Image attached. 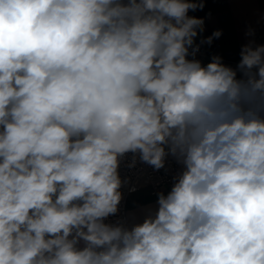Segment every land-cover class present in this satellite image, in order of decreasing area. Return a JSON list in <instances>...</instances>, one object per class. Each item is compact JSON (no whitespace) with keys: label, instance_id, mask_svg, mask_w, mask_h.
I'll use <instances>...</instances> for the list:
<instances>
[{"label":"clouds","instance_id":"obj_1","mask_svg":"<svg viewBox=\"0 0 264 264\" xmlns=\"http://www.w3.org/2000/svg\"><path fill=\"white\" fill-rule=\"evenodd\" d=\"M205 6L0 0V264H264V45L188 59ZM128 153L184 166L130 229Z\"/></svg>","mask_w":264,"mask_h":264},{"label":"crops","instance_id":"obj_2","mask_svg":"<svg viewBox=\"0 0 264 264\" xmlns=\"http://www.w3.org/2000/svg\"><path fill=\"white\" fill-rule=\"evenodd\" d=\"M196 12V17L205 20V30L196 37V44H201V40L215 30H221V37L214 39L210 46L212 56H221L226 65L236 67L241 59V48L249 41L254 40L257 45H264V0H206L205 8ZM249 31H253L254 35H248ZM210 61L211 59L207 63ZM237 78H241L239 72ZM260 115L264 117V110ZM172 186H162L156 194H152L149 186L131 193L127 203L130 228L142 223L147 216L154 215L158 209V194L162 192L167 195ZM146 188L149 194L142 193Z\"/></svg>","mask_w":264,"mask_h":264},{"label":"built area","instance_id":"obj_3","mask_svg":"<svg viewBox=\"0 0 264 264\" xmlns=\"http://www.w3.org/2000/svg\"><path fill=\"white\" fill-rule=\"evenodd\" d=\"M189 15L194 16L193 12ZM191 52V49H190ZM212 57L211 46L208 44H200L199 51L195 54V57L189 55L188 59H197L201 61L202 65L206 64ZM133 162V154H126L120 161L119 174L121 180L124 181L120 191L123 194V199L119 205V211L116 215L109 216L105 223L109 224H122L130 229L129 219L127 215V203L131 193L138 191L144 186L151 188L152 194H156L162 186L173 185L175 178L183 171V165L178 163L177 160L169 155L166 158L165 168L159 171L154 170L151 166L142 163L139 156H136L135 166L130 167ZM135 188V191L130 189ZM83 241L78 247H83Z\"/></svg>","mask_w":264,"mask_h":264},{"label":"rangeland","instance_id":"obj_4","mask_svg":"<svg viewBox=\"0 0 264 264\" xmlns=\"http://www.w3.org/2000/svg\"><path fill=\"white\" fill-rule=\"evenodd\" d=\"M142 193L149 194V190L146 188V189H144V190H143V192H142Z\"/></svg>","mask_w":264,"mask_h":264},{"label":"trees","instance_id":"obj_5","mask_svg":"<svg viewBox=\"0 0 264 264\" xmlns=\"http://www.w3.org/2000/svg\"><path fill=\"white\" fill-rule=\"evenodd\" d=\"M195 16H197V12H193Z\"/></svg>","mask_w":264,"mask_h":264}]
</instances>
